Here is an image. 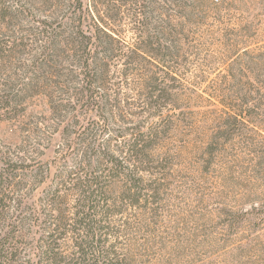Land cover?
Instances as JSON below:
<instances>
[{
	"label": "rangeland",
	"instance_id": "374dc122",
	"mask_svg": "<svg viewBox=\"0 0 264 264\" xmlns=\"http://www.w3.org/2000/svg\"><path fill=\"white\" fill-rule=\"evenodd\" d=\"M3 1L15 15L0 19V38L16 50L0 59V97L4 87L19 96L9 108L0 107V147L22 157L26 172L38 170L17 193L36 199L58 184L70 131L89 124L101 129L93 112H79L77 123L71 107L52 108L69 98L57 76L30 80L42 32L50 28L41 18L50 9L60 17L67 0ZM182 11L184 18L172 21L179 49L170 74L175 80L167 81L175 87L170 103L177 108L169 111L164 166L153 167L162 198L127 213L131 243L145 264H264V0H214ZM111 23L117 35L133 41L130 21ZM110 87L106 93L114 100L119 88ZM233 90H241L261 115L238 126L241 136L226 143L218 122L229 105L243 101ZM109 117L108 127L118 133L122 124Z\"/></svg>",
	"mask_w": 264,
	"mask_h": 264
},
{
	"label": "trees",
	"instance_id": "16d2710c",
	"mask_svg": "<svg viewBox=\"0 0 264 264\" xmlns=\"http://www.w3.org/2000/svg\"><path fill=\"white\" fill-rule=\"evenodd\" d=\"M210 2L214 0H67L60 17L50 9L41 18L50 28L42 32L30 80L54 74L69 98L52 108L71 107L68 114L77 123L79 112H93L102 127L101 132L90 124L70 131L58 184L36 199L17 193L38 170L26 172L22 157L15 159L0 147V264H145L136 256L139 248L131 243L133 225L126 215L162 198L160 177H152L153 167L164 166V141L172 130L169 111L177 108L170 103L175 87L167 84L175 80L170 74L176 72L172 61L179 49L172 21L183 19L187 7ZM14 15L0 0V19ZM111 21H130L133 41L117 35ZM15 50L10 40L0 38V59ZM116 84L112 100L106 91ZM125 88L136 97L124 94ZM3 91L2 109L19 96L16 89ZM239 92L232 95L243 101L229 105L218 122L226 143L241 136L238 126L261 115ZM109 116L122 124L118 133L108 127Z\"/></svg>",
	"mask_w": 264,
	"mask_h": 264
}]
</instances>
